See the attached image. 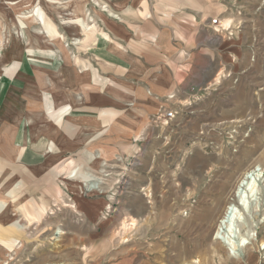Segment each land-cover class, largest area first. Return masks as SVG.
<instances>
[{"label":"rangeland","instance_id":"rangeland-1","mask_svg":"<svg viewBox=\"0 0 264 264\" xmlns=\"http://www.w3.org/2000/svg\"><path fill=\"white\" fill-rule=\"evenodd\" d=\"M95 1L0 0V60L11 65L1 54L11 36L39 60L59 64L62 52L77 60L96 31ZM224 5L221 21L234 19L225 32L230 40L238 34L235 75L184 84L167 105L175 119L149 123L130 155L117 133L113 150L99 136L97 145L60 147L51 133L44 166L24 164L22 146L10 164L0 157V241L10 247L0 242V264H120L125 252L126 264H264V0ZM76 7L84 22L72 16ZM20 54L28 56L21 50L14 63ZM254 169L262 172L258 191L236 236L257 226V238L234 257L213 232L235 203L238 181ZM131 218L135 225L124 229Z\"/></svg>","mask_w":264,"mask_h":264},{"label":"crops","instance_id":"crops-1","mask_svg":"<svg viewBox=\"0 0 264 264\" xmlns=\"http://www.w3.org/2000/svg\"><path fill=\"white\" fill-rule=\"evenodd\" d=\"M224 2L95 1L98 21L90 44L77 60L60 53L59 64L34 58L19 38L9 37L1 54L12 59L11 65L0 60L1 160L10 164L22 146L24 164L32 170L44 166L55 133L60 147L97 145L99 136L112 150L120 140L117 133L126 137L130 155L152 116L167 108L173 99L169 97H178L184 84H222L230 72L235 75L237 31L230 40L211 23H221ZM72 16L85 21L82 8L76 7ZM21 50L30 58L20 54L14 63ZM217 74L220 81L214 83ZM8 104L11 109H6ZM70 131L75 133L71 145L65 139ZM5 207L0 201V212ZM3 241L8 240L0 242L9 249ZM120 264H126V252Z\"/></svg>","mask_w":264,"mask_h":264},{"label":"bare ground","instance_id":"bare-ground-1","mask_svg":"<svg viewBox=\"0 0 264 264\" xmlns=\"http://www.w3.org/2000/svg\"><path fill=\"white\" fill-rule=\"evenodd\" d=\"M8 5L13 4L9 3ZM221 23L224 28H229L233 26V22L230 19H225L221 21ZM219 81L220 74L216 76L214 83H219ZM261 176V170L254 169L251 174L247 172L240 178L235 190L233 191V198L235 203L225 206L223 214L218 219L216 227L214 229L213 239L227 247L234 257H238V254L242 250V248L248 245V240H255V238H257L256 234H251V232H254L253 230L257 229V226L251 227L250 229H246L245 233L243 235H240L239 237L236 236V233L237 228L239 227V223H241L242 216L244 212L248 209L250 200L256 195V192L258 191V185ZM94 189L95 185H93L92 187V190ZM135 222L136 220L131 218L130 222L123 223L122 227L124 229L130 228V226L135 225ZM57 233L61 232L58 230ZM260 244V248L264 250V240L261 241ZM249 254L250 261H254V253L251 252Z\"/></svg>","mask_w":264,"mask_h":264},{"label":"built area","instance_id":"built-area-1","mask_svg":"<svg viewBox=\"0 0 264 264\" xmlns=\"http://www.w3.org/2000/svg\"><path fill=\"white\" fill-rule=\"evenodd\" d=\"M212 25H214V31L216 33H222L226 31V28L218 21V19L211 20ZM174 98L173 96L169 97V100ZM177 115V111L174 107L172 108H161L155 115L152 116L150 119V123L154 124L155 126L158 125H167L171 123ZM150 124V125H151Z\"/></svg>","mask_w":264,"mask_h":264}]
</instances>
